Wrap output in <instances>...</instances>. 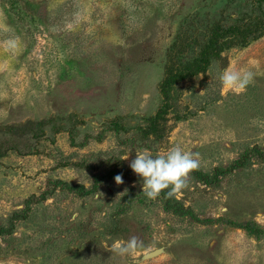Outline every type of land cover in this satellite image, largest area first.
I'll list each match as a JSON object with an SVG mask.
<instances>
[{
    "label": "rangeland",
    "instance_id": "rangeland-1",
    "mask_svg": "<svg viewBox=\"0 0 264 264\" xmlns=\"http://www.w3.org/2000/svg\"><path fill=\"white\" fill-rule=\"evenodd\" d=\"M0 264H264V0H0Z\"/></svg>",
    "mask_w": 264,
    "mask_h": 264
},
{
    "label": "trees",
    "instance_id": "trees-1",
    "mask_svg": "<svg viewBox=\"0 0 264 264\" xmlns=\"http://www.w3.org/2000/svg\"><path fill=\"white\" fill-rule=\"evenodd\" d=\"M246 42H247V41H245V39L242 41V43H246ZM232 43H233L232 41H230L229 43H225V46H226L227 44L230 45V44H232ZM233 44H234V43H233ZM229 45H227V46H229ZM227 46H226V47H227Z\"/></svg>",
    "mask_w": 264,
    "mask_h": 264
}]
</instances>
